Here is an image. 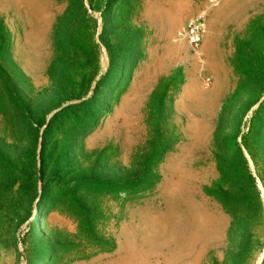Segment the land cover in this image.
Here are the masks:
<instances>
[{
	"label": "rangeland",
	"instance_id": "1",
	"mask_svg": "<svg viewBox=\"0 0 264 264\" xmlns=\"http://www.w3.org/2000/svg\"><path fill=\"white\" fill-rule=\"evenodd\" d=\"M221 1L0 0V264H264V0Z\"/></svg>",
	"mask_w": 264,
	"mask_h": 264
},
{
	"label": "built area",
	"instance_id": "2",
	"mask_svg": "<svg viewBox=\"0 0 264 264\" xmlns=\"http://www.w3.org/2000/svg\"><path fill=\"white\" fill-rule=\"evenodd\" d=\"M213 4H217L219 0H210ZM203 25L195 24L187 27L185 33L183 34V38L186 39L190 46L198 47V45L202 41L203 36Z\"/></svg>",
	"mask_w": 264,
	"mask_h": 264
},
{
	"label": "crops",
	"instance_id": "3",
	"mask_svg": "<svg viewBox=\"0 0 264 264\" xmlns=\"http://www.w3.org/2000/svg\"><path fill=\"white\" fill-rule=\"evenodd\" d=\"M220 1H221V0H220ZM220 1H219V2H220ZM230 1H231V0H229L227 4H229ZM219 2H218V3H219ZM234 2H236V4H237V5H236V10H237V9H243V8L246 7V6H245V0H237V1H234ZM222 3H223V1H221V4H222ZM221 4H220V5H221Z\"/></svg>",
	"mask_w": 264,
	"mask_h": 264
}]
</instances>
